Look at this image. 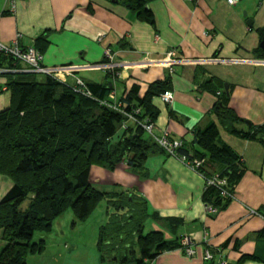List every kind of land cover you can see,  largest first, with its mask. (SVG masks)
I'll return each mask as SVG.
<instances>
[{
	"label": "crops",
	"instance_id": "1",
	"mask_svg": "<svg viewBox=\"0 0 264 264\" xmlns=\"http://www.w3.org/2000/svg\"><path fill=\"white\" fill-rule=\"evenodd\" d=\"M9 7V0H0V42L10 44L21 33L20 45L34 41L43 65L80 66L76 76L88 84L114 83L118 98L133 85L142 97L150 84L168 80L173 101L166 104L158 96L151 100L158 111L155 133L169 132L194 154L195 130L215 124L219 141L241 157L245 172L234 197L214 217L204 210L203 176L158 148L148 155L142 174L125 163L113 170L101 165L91 168L97 189L112 191L113 184L144 197L151 214L147 233L161 231L166 241L190 238L192 256L175 248L163 251L150 264H211L204 259L206 249L216 261L227 264H235L242 255L256 257L242 264H264V237L256 236L264 230V215L250 212L264 208V145L227 133L214 112L216 92L225 91L227 105L241 119L238 128L264 124V62H253L264 61L259 47L264 39L259 32L264 29V0H239L232 6L226 0H152L154 25L138 20L117 0H18L14 12ZM106 48L126 63L114 82L103 70L81 67L104 61ZM169 50L197 62L176 65L170 72L158 61ZM145 54L155 62L139 68L133 62ZM13 73L19 82L44 78ZM6 81L0 72V110L8 101L11 104L9 90L3 89ZM72 83L68 76L67 84ZM222 170L213 162L204 167L211 174ZM10 186V181L0 180V199Z\"/></svg>",
	"mask_w": 264,
	"mask_h": 264
},
{
	"label": "trees",
	"instance_id": "2",
	"mask_svg": "<svg viewBox=\"0 0 264 264\" xmlns=\"http://www.w3.org/2000/svg\"><path fill=\"white\" fill-rule=\"evenodd\" d=\"M151 1L117 0V3L138 20L154 25L149 7ZM259 32L264 36V29ZM0 68L21 67L11 57L0 53ZM3 74L7 77L11 104L0 110V174L11 186L0 199L3 242L0 264H28L27 258L39 254L44 247L42 240H32L35 231H48L54 219L68 209L83 219L103 199L108 200L115 213L100 228L97 247L101 264H150L163 251L183 248L180 239L166 241L158 230L142 235L143 218L148 216L142 195L132 189L99 190L89 181L92 165L113 170L119 163H125L142 174L148 155L157 148L162 150L140 126L129 123L122 128L124 117L100 104L98 100L106 99L112 86L88 84L95 100L76 94L67 84L50 77L19 82L12 78L14 73ZM167 87L168 80L156 81L141 97L139 87L133 85L118 99L127 110L141 108L139 119L148 117L154 122L158 111L151 100L168 90ZM216 96L214 112L222 128L229 134L264 145V124L247 123L246 129L238 128L241 119L227 105V92L217 91ZM194 142L197 144L194 154L184 149L183 142L177 154L189 159H204L201 167L204 177L216 174L224 178L226 190L234 194L245 172L241 157L219 141L215 124L195 130ZM208 162L222 165L223 170L213 174L205 172ZM202 198L205 204L216 207L219 212L231 200L212 186L204 187ZM27 200V206L21 208ZM257 212L264 215V208ZM256 236L264 237V230ZM135 245L138 255L134 252ZM249 258L256 257L242 255L235 264H242ZM210 262L220 264L215 259Z\"/></svg>",
	"mask_w": 264,
	"mask_h": 264
},
{
	"label": "built area",
	"instance_id": "3",
	"mask_svg": "<svg viewBox=\"0 0 264 264\" xmlns=\"http://www.w3.org/2000/svg\"><path fill=\"white\" fill-rule=\"evenodd\" d=\"M18 0H9V10L11 12L15 11L16 4ZM239 0H226L228 5H235ZM23 39V35L21 33H17L15 35L14 40L10 44H4L0 42V53L11 57L15 62L19 63V69L7 70L0 68V72L2 73H30V74H39L44 77H50L54 80L60 81L63 84H67V77L71 76L73 79V83L67 86L76 94H79L84 97L92 98L97 100L96 97L93 96L92 92L89 89L88 83H86L83 79L76 76L75 73L78 71L80 66L74 64H63V65H53V66H45L42 63V55L40 52L35 48L34 41L31 42L29 45L21 46L20 41ZM105 60L99 63H92L81 66L84 69L89 70H103L107 72L113 82L120 76L119 70L121 67H124L126 63L120 62L115 58L114 53L109 49L106 48L104 50ZM160 63L165 65L170 72L176 65L180 64H189L193 62H197L196 60L192 59H181L175 56V51L169 50L164 58L158 60ZM153 61L148 54L143 55L138 61L133 62L139 68H147ZM255 62H264L262 60H254ZM6 89V88H5ZM160 100H162L166 104H170L173 101L174 95L172 91L165 90L159 96ZM101 105L108 107L109 109L120 113L124 117V121L122 124V128H125L127 124H137L140 126L144 132L149 135V137L157 143V145L169 156L174 157L181 161L186 167L191 169L192 171L199 173L205 179V186H212L220 190L221 195L224 197H229L232 199L234 195L229 193L226 190V180L224 178L219 177L218 175H212L210 177H204L201 173V167L204 164V159L199 158H192L189 159L185 156H179L177 154V149L181 146L182 142L179 139L173 138L169 132L164 131L162 134L158 135L155 133V122L151 121L148 117L144 119H139L138 115L141 113V108L135 107L131 110H127L123 107L122 102L118 99L114 83L112 85V90L109 92L106 99L98 100ZM205 213L209 216H216L219 213V210L216 207H213L210 204L204 205ZM251 214H259L256 210H250ZM183 245L182 251L188 255L192 256L194 254V250L190 244V238L184 237L181 241ZM204 259L206 261H211L214 258L212 252L208 249L204 252ZM220 264H226L223 260L217 261Z\"/></svg>",
	"mask_w": 264,
	"mask_h": 264
},
{
	"label": "rangeland",
	"instance_id": "4",
	"mask_svg": "<svg viewBox=\"0 0 264 264\" xmlns=\"http://www.w3.org/2000/svg\"><path fill=\"white\" fill-rule=\"evenodd\" d=\"M3 89L6 90L7 88ZM9 104L10 101H8L7 106ZM95 166L98 165H92V167ZM1 179L6 180V177L0 174ZM89 181L92 183L94 176H91ZM95 181L98 182L97 179ZM112 186V191L119 192L124 190V188L113 184ZM27 204L28 200L21 208H25ZM113 213H115L114 208L108 200L104 199L99 201L89 212L88 216L83 219L77 218L73 211L68 209L61 216L54 219L48 231H35L32 240L34 242L42 240L44 247L39 254L30 255L27 258L28 264H101L100 252L97 247L99 232L100 228L107 224ZM147 213L148 216L143 218L142 235H145L149 230L148 222H150L151 214L149 211ZM2 246L3 242L1 241L0 232V248ZM138 250L135 245V255H138Z\"/></svg>",
	"mask_w": 264,
	"mask_h": 264
},
{
	"label": "water",
	"instance_id": "5",
	"mask_svg": "<svg viewBox=\"0 0 264 264\" xmlns=\"http://www.w3.org/2000/svg\"><path fill=\"white\" fill-rule=\"evenodd\" d=\"M248 24H251V21H248ZM259 47L264 50V39L261 40ZM227 89V86H225V90Z\"/></svg>",
	"mask_w": 264,
	"mask_h": 264
}]
</instances>
